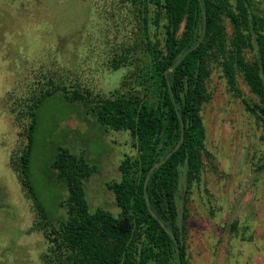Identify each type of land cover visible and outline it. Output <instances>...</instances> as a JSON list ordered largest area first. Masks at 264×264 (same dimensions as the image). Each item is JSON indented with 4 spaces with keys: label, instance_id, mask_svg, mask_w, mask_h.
Returning <instances> with one entry per match:
<instances>
[{
    "label": "rangeland",
    "instance_id": "374dc122",
    "mask_svg": "<svg viewBox=\"0 0 264 264\" xmlns=\"http://www.w3.org/2000/svg\"><path fill=\"white\" fill-rule=\"evenodd\" d=\"M132 10L125 0H0V264H46L49 250L45 232L35 226V204L14 170L26 145L24 103L47 78L108 96L129 69H113L109 59L138 36ZM254 10L264 16V0H254ZM237 83L250 104L257 101L239 75ZM207 85L201 179L187 188L181 173L176 193L188 263L264 264V124L228 86L216 61ZM33 144L29 178L48 218L65 213L59 204L65 191L50 165L59 146L95 166L84 182L90 209L117 215L107 183L121 177L125 153L136 154L129 131L105 130L87 107L59 91L37 110Z\"/></svg>",
    "mask_w": 264,
    "mask_h": 264
},
{
    "label": "trees",
    "instance_id": "16d2710c",
    "mask_svg": "<svg viewBox=\"0 0 264 264\" xmlns=\"http://www.w3.org/2000/svg\"><path fill=\"white\" fill-rule=\"evenodd\" d=\"M126 2L139 32L109 59L113 69L129 66L119 86L101 96L47 78L23 106L29 119L26 145L14 170L37 209L35 226L49 240L46 264H189L186 220L179 218L176 193L181 173L187 188L201 179L208 153L201 109L215 61L228 86L264 124V16L254 10V0ZM238 75L256 102L242 96ZM59 91L87 107L105 130L129 131L136 154L125 153L118 163L121 177L107 183L117 215L90 209L84 182L95 166L67 147L59 146L50 163L65 191L59 202L65 213L48 218L37 199L29 178L37 110Z\"/></svg>",
    "mask_w": 264,
    "mask_h": 264
}]
</instances>
